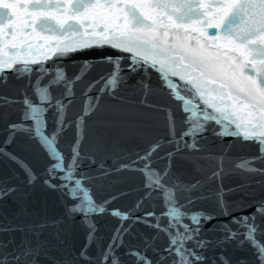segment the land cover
<instances>
[{
	"label": "snow or ice",
	"instance_id": "6c2138e0",
	"mask_svg": "<svg viewBox=\"0 0 264 264\" xmlns=\"http://www.w3.org/2000/svg\"><path fill=\"white\" fill-rule=\"evenodd\" d=\"M17 6L23 7L18 11ZM29 37L44 43H32ZM105 47L128 55L102 57L111 70L85 82L80 108L69 115L76 102L74 88L90 64L85 61L79 74L67 77L59 62L72 53ZM49 59L53 64L46 66ZM122 60L129 61L131 72L143 69L147 75L151 69L157 73L162 90L175 106L149 104V86L142 83L144 98L138 103L163 114L167 140L156 139L135 159L115 168L144 176L147 191L126 211L109 207L123 192L99 201L94 198L93 189L103 186L112 169L104 157L97 160L82 147L102 98H118L117 86L124 80ZM10 79L25 82L14 86L19 97L0 93V108L6 109L0 112L4 133L0 159L15 164L23 180L17 173L0 178V201L14 197L22 204L24 189L40 183L60 193L65 212L64 218L51 221L0 223V233H22L19 244L14 236L0 240V264H231L224 252L215 249L232 242L252 250L253 264H264V199H244L252 195L246 191L247 176H264V0H0V87H7ZM176 110L181 114L179 134ZM11 112H19V120H9ZM70 128L73 139L67 141L64 134ZM209 132L221 141L233 139L221 143L215 153L206 152L202 141L209 139L205 135ZM246 143L255 145L257 154L238 157L234 163L246 182L227 190L218 184L206 194L204 186L226 174L224 160L232 159L228 152ZM165 144L170 150L158 158L167 164L154 169L153 156ZM9 146L14 147L9 150ZM184 151L200 171L204 169L199 161L214 162L205 179L174 182L172 158ZM18 152L44 157L46 163L37 172ZM85 161L89 169L97 165L95 175L91 170L80 171ZM236 192L242 193L240 199L227 198ZM151 199H160L159 213L144 210L145 200ZM201 201H208L210 208L194 210ZM253 205L250 214L234 215ZM105 215L118 220L107 244L96 235L94 219ZM77 216L85 229V243L73 250L62 238V225ZM218 217L228 219L212 223ZM137 223L154 229L153 234L126 244L125 236ZM208 224L211 227L205 229ZM209 233L214 238H207ZM215 233L222 235L215 237ZM161 234L166 243L158 246ZM44 236L53 237L55 243Z\"/></svg>",
	"mask_w": 264,
	"mask_h": 264
},
{
	"label": "water",
	"instance_id": "95a60500",
	"mask_svg": "<svg viewBox=\"0 0 264 264\" xmlns=\"http://www.w3.org/2000/svg\"><path fill=\"white\" fill-rule=\"evenodd\" d=\"M22 7L23 6H17L18 11ZM20 14L23 18V12ZM89 31H91V29H89ZM208 31H212V29H208ZM29 41L36 44L44 43L42 39L32 37H29ZM192 43H195V41H192ZM8 51H10V49H8L6 45V53ZM33 52L38 53V50L34 49ZM117 55L127 56L128 54L117 52V50L109 47L102 49L93 48L83 52L72 53L59 62V67L64 70L67 77H71L73 74H79L85 61L90 64L83 79L78 82L74 88L76 102L71 106L69 115H71L73 111H78L80 108V93L85 86V82L98 80L101 76L107 75L111 70L112 66L107 62H103L102 57ZM5 59H7V55ZM53 59L46 61V66H51L53 64ZM128 64V60L121 61V67L123 69L121 75L124 77V80L117 86L118 98L114 99L107 95L102 98L97 112L90 118L88 137L82 144V147L88 148L97 160L104 157L105 165L112 169L111 174L104 179L103 186L98 189H93L94 193H96L94 198L99 201L113 193L123 192L125 195L120 196L109 206L120 208L122 211L134 207L137 200L143 197L147 190L144 188L145 180L142 173L128 169L116 172L115 168L120 163H129L132 159H135L137 153H141L156 139L163 138L167 140L166 122L163 119V114L138 103V101L144 98L142 83L149 86L147 95L149 104L170 105L175 107L173 102L165 95L166 90H162L161 81L158 80L157 73L151 69H149L147 75L143 69L131 72L127 67ZM54 71L55 69H53V72ZM6 74L9 77L13 76L11 72H7ZM24 82V80L10 79L7 87H0V93L19 97L21 93L15 91L14 86L18 87ZM97 87H99V85H97ZM95 94V91L90 93V95ZM4 111H6V109L0 108V112ZM20 115L19 112H11L8 118L9 120H19ZM176 115V132L179 134L182 128L179 120V116L181 115L179 110H176ZM2 129L3 123L0 122V140H2L4 136ZM205 135L209 137L207 141H202L207 145L206 152L211 151L215 153L219 150L221 143L226 144L233 139L232 137H225L223 141H221V139L213 137L210 132ZM64 138L67 141L73 139V130L71 128L64 134ZM13 147L14 146H9V150H12ZM170 147L171 146L165 144L157 154H154L153 163L151 165L152 168L157 170L164 168L167 164V160H161L158 156L170 150ZM18 154L29 162L37 172L42 170L46 163V158L44 157L37 158L25 152H18ZM204 154L205 153H199L197 155ZM256 154V146L250 143H246L243 147H234L230 150L228 156L232 159L224 160L226 174L219 180H214L211 184H206L204 186L205 193L207 194L209 188L215 189L218 184H222L223 188L227 190L229 187H236L245 183V176L241 175L240 172L234 168V163L239 162L236 159L238 157H251ZM188 156L189 153L184 151L172 158L171 173L174 174V182L178 181L183 184L196 183L199 180L205 179L214 166L213 161L201 160L198 163L204 171H200L197 168V162L187 158ZM138 166L139 165H137V167ZM96 167V164H92L91 169H89L88 162L85 161L80 171L87 172L91 170L92 174L95 175ZM13 173L19 174L20 180H23V173L20 172V169L17 168L15 164L0 159V178H10ZM262 181H264V176H247L248 187L246 191L252 193V195L244 197L246 202L264 199V183H262ZM10 182L19 183L18 180H10ZM24 191L26 195L22 204L16 201L14 197H9L4 201H0V223L6 221H11L15 224L36 223L44 219L51 221L64 218L65 207L59 192L46 188L40 183L32 187H26ZM156 195L158 194L154 193V197ZM241 196V192H236L227 198L234 201L240 199ZM69 203H71V201H69ZM160 204V199L145 200L143 208L145 211H156L159 213L161 211ZM21 208L24 209V214L22 215L20 214ZM208 208H210V203L208 201H201L194 207V210H205ZM254 210L255 205L246 208L243 213L237 212L234 213V215H247ZM142 214V212L135 213L137 216ZM79 219V216L75 217L74 221L65 219V223L62 225L64 229L62 238L73 250L79 249V247L85 243V229L79 224ZM94 219L97 222L98 228L96 235L98 237H103L102 243L107 244L108 238L111 235V230L116 226L118 220L107 215L94 217ZM227 219V217H218L217 221H213L212 223ZM127 223L128 222H125V224ZM209 227H211V224L205 225V229ZM46 231L53 230L48 229ZM153 232L154 229H150L144 224L137 223L133 226L131 235L125 236V242L126 244H136L143 236H151ZM161 235L162 238L156 241L158 246L166 243V237H164L163 234ZM214 235L215 237H219L222 234L215 233ZM10 236H14L16 243L19 244L22 233H0V240H7ZM42 238H47L55 243L53 237L44 236ZM207 238L212 239L214 236L212 233H209ZM60 247H64V245ZM91 251H95V244ZM215 252H224L229 257L231 264H240L241 261H247L248 264H253L254 262L252 250L248 247L237 248L235 242L227 244L223 248L215 249ZM52 254L55 256L60 255L59 252H53ZM208 254L212 255V252L210 251Z\"/></svg>",
	"mask_w": 264,
	"mask_h": 264
}]
</instances>
